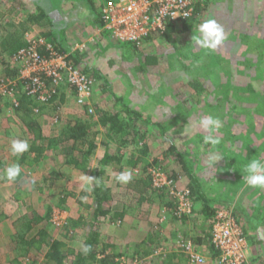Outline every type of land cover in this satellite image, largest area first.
<instances>
[{
	"label": "rangeland",
	"instance_id": "obj_1",
	"mask_svg": "<svg viewBox=\"0 0 264 264\" xmlns=\"http://www.w3.org/2000/svg\"><path fill=\"white\" fill-rule=\"evenodd\" d=\"M38 5L46 4L44 0H0L1 25H9L10 22L17 24L27 17L28 13H38ZM197 9L200 10L199 13ZM194 14L196 18L188 27H182L181 23H177L171 39L160 37L156 42L148 40L139 47L138 52L134 51L128 42H114L110 39L109 32L104 36L102 29L86 28L79 21L69 22L68 41L73 43L75 49L83 50L85 62L98 69L109 81V85L104 79H96V82L93 80L91 98L89 104H86L88 107L79 104L74 89L66 85L48 103L35 99L33 103H29V107L34 110L31 111V117L44 120L49 126H55L58 135L56 137L61 139L70 122L82 119L90 123L89 135L86 138L88 140L84 142L83 149L87 150L88 141L96 143L94 157L92 156L90 162L93 168L95 157L99 158L105 150L107 151L104 145L106 141L109 142L108 149L112 155H124V161L139 153L142 145H147V153L140 152L142 160L138 165L123 163L124 170L130 171L132 176L149 177L153 184L157 176L162 177L163 181L172 180L170 184L156 186L158 189H164L163 199L172 204L161 205L158 195L148 193V196L154 199L149 197L148 200H141L140 192L129 187V182H117L113 176L115 173L112 172L110 183L115 193L119 194L116 202L127 203V215L133 217L135 223L136 220L141 221L140 224L138 222L134 224L135 229L141 231V224L145 225L142 219H151L152 216L160 222L162 218H166L163 222L169 221L171 228L173 227L172 230L170 227L165 228V231L164 228L161 229V232H165L162 236L154 233L153 243L147 242V247L150 246L153 251L150 254L163 246L162 262L159 261V255H154L156 258L151 255L147 260L144 259L146 256L142 254L143 248L134 252L136 254L133 256L132 248L124 242L120 244L122 247L118 249L119 251H116L122 255L116 258L115 264H188V254L179 244L193 241L201 233L198 219H203L200 213L203 206L197 204V212L192 208L191 212L186 213L190 215L185 221L174 219L176 215L174 210L180 205L174 193L186 191L190 178L178 152L171 150L172 144L183 153L187 168L196 175L206 195L218 201L219 209H232L240 220L250 243L248 254L250 264H264L259 258L264 259V189L248 187L243 180L245 165L252 159L264 156V0H197ZM208 18H215L224 27L227 36L226 41L216 51L196 48L192 40L199 23ZM27 25L23 35L25 39L32 41L45 39V33L50 29L45 19L28 22ZM81 30H85L88 36L83 37ZM78 38L80 40H77ZM6 54L1 52L0 47V77L10 79L12 75L16 77L14 71L18 73L19 64L13 61L7 66ZM82 65L83 63L80 67H83ZM194 81L197 86L192 84ZM2 103L1 101L0 116L2 115L4 123L10 117L3 114ZM125 106L143 115V118L138 120L135 115L131 117L129 115L133 120L129 121L134 125L131 126L132 131H135L134 135L123 137L117 135L115 138H109L106 127L99 122L100 112L121 111V115L128 119V113L124 111ZM209 115L223 122L218 133L220 142L216 145L205 143L207 133L203 130H194L191 134L185 132L186 128ZM147 118L152 121L147 122ZM10 119L15 127V135L21 140L28 139L29 143V135L25 132L28 129L23 128L22 118L15 115V118ZM33 132L31 131V134L35 139L36 133ZM120 139L127 141L121 142ZM42 141L44 140H40ZM5 142L6 140L0 147L6 150V153L8 151L10 156L13 155L11 143L7 146ZM58 154L62 153L53 151L54 159H49L48 164L43 159L40 164L25 161L21 165L23 175L20 179L23 181L16 187L13 186L15 193L11 188L7 189V204L11 206H9L11 210H7L9 213L7 215H10L11 219L16 214L15 211L22 209L25 215L30 213V210L36 212L39 210L41 215L50 214L49 220H45L40 226H34L30 231V235L33 236L43 229L46 236L45 242L40 245L42 249L37 242L26 253H22L25 256L24 262L28 264H56L53 259L46 256L54 241L63 243L61 248L64 254L63 264H74L76 251L82 249L88 230L84 224L69 220L70 214L66 213L67 205L60 203L62 199H67L66 189L57 193L56 190H51V186H45L44 189L42 187L45 170L49 171L53 165L61 170L64 166ZM213 154H217L220 159L213 160ZM27 158V161L32 160L29 156ZM114 163L115 167L121 166L120 163ZM113 171L115 172L114 169ZM117 172L120 173L119 170ZM173 176H176V179ZM93 197L92 194L83 201L86 200V203L92 205ZM238 202L244 209L243 212L236 209ZM72 203L79 204L76 200H72ZM194 204L192 201L193 206ZM54 210L61 211V216L66 217V223L62 226L52 223ZM244 211L248 213L249 218L245 217ZM90 212L84 209L86 218L91 221L90 216L93 213ZM182 216L184 214L180 215V218ZM26 220L27 218L23 220L24 223ZM105 220L108 225L105 227L104 240L108 239V235H112L114 239L119 236L118 238L122 240L125 238L124 229L132 223L113 220L111 215H107L101 221ZM23 221H18L19 226L24 227ZM114 222L121 227V234L115 229L117 226ZM13 225L15 223H12ZM157 229L152 226L148 230V236ZM38 234L39 236L35 234L36 239H41V233ZM163 236L165 239H162ZM199 250L210 258L206 264H216L212 259L213 251L208 249V245ZM100 251L98 254L102 257ZM172 251L177 254L172 256ZM10 255L12 258L15 253ZM21 258L23 259L22 256ZM3 261L4 257L1 262Z\"/></svg>",
	"mask_w": 264,
	"mask_h": 264
},
{
	"label": "trees",
	"instance_id": "obj_2",
	"mask_svg": "<svg viewBox=\"0 0 264 264\" xmlns=\"http://www.w3.org/2000/svg\"><path fill=\"white\" fill-rule=\"evenodd\" d=\"M46 5H38V13L32 12L28 13L27 17L22 19V21H19V23L15 24L10 22L9 25H1L0 21V47L2 53H7L6 55L12 57L15 53H17L21 48L25 47L27 45L26 39L24 37V31L27 29V23L31 22H38L43 19H45L46 24L49 25L50 29L45 33V39L48 43H50L54 50L61 54L65 55L67 60L69 62L74 63V65L80 66V64L83 63L82 70L83 72L92 80L95 81L96 79H104L106 81L107 85H109V81L106 79V77L95 67L90 66L85 62V55L83 53V50L81 49H75L73 47V43L68 41L67 37V27L69 22H76L79 21L83 26L86 28L91 27L92 29H103V26L105 24V21L102 17L101 12V5L100 0H44ZM64 4H66L64 6ZM197 4V0L196 3ZM197 7V5H196ZM68 11V12H67ZM197 12L199 13L200 10L197 9ZM195 15V14H194ZM192 16L191 18L185 19L184 21L177 22L182 27H188L193 20L196 18L195 16ZM177 23H171L167 26V28L163 32L156 33L154 35H150L149 37H146V39L141 44H135V43H128L130 44V47L134 51H139V47L144 45L146 41L153 40L154 42L158 41L157 39H160V37H165L166 39H171L173 37V32L176 29ZM83 37L88 36V34L85 32V30H81ZM102 34L106 35L107 31L103 30ZM104 35V36H105ZM82 37V38H83ZM109 37V35H108ZM111 39V38H110ZM77 40H80L79 38ZM82 40V39H81ZM40 50L43 54L49 55L50 51L47 50L45 45H40ZM8 58V61L5 59V63L8 66L9 63H12L13 60ZM14 73L17 75V71L15 70ZM15 75V76H16ZM4 77V76H3ZM14 76L12 75V78ZM96 82V81H95ZM194 86H197L196 81L192 83ZM19 89L16 90L14 93L7 92L0 98L3 102V105L11 106L12 109L16 111V114L22 118V121L27 123V126L30 128V130L35 131L36 138L35 143L33 142L32 145H30L29 150L22 155H20L15 161H13L12 165L15 163H19L20 166L26 161L27 163H41V154L43 151L48 147H51L52 141L50 140L49 145H45L44 143H41L40 140H44L46 137L42 134L41 128L36 123V120L33 119L34 117L31 112V108L29 107V103H32L34 98L30 95H27L22 91L21 83H18ZM18 102V104L16 103ZM28 104V107H27ZM86 106V105H85ZM0 105V110H1ZM88 107V106H86ZM30 108V109H29ZM90 108V107H89ZM124 111L128 113V119L123 117L121 115V111H118L116 113H110L108 111H102L100 112V118L99 122L102 126L106 127V134L109 138H115L117 135H121L122 137L125 135H134L135 131H132L131 126L133 120L129 118L135 115L136 119L140 120L143 118V115L139 114L138 112H135L131 110L128 106L124 107ZM34 112V110H33ZM135 118V117H133ZM131 120V121H129ZM147 122H151L152 120L150 118L146 119ZM90 127V123L87 121H83L82 119H77L75 122H70L65 131L63 132V136L67 138H71L75 141V144L72 147L73 156L71 159V163H74L76 166H87V163L89 161V158L96 149L97 145L94 141H88V148L83 149L85 146L84 142L88 139L87 136L88 128ZM121 137V138H122ZM121 140V139H120ZM126 142V139H122L121 142ZM80 142V144H79ZM106 146V153L101 158V164L102 166H106L112 161L116 163H120L121 166L119 168L120 172H123V169L125 168L124 164H129L131 166L138 165V163L142 160L141 153L146 154L147 153V145H142L140 147L139 153H136L132 155L130 158H126L124 161V155H112L109 148V142L106 141L104 143ZM171 150L178 152L180 157L183 161V167L185 168L186 172L189 173L190 178V184L188 186V196L191 198V200L195 203L193 206V211L197 212V204H201L203 208L201 209V214L203 215V219H198L200 224V234H198L194 239L193 243L196 246L197 249H201L203 246L208 245V249H211L213 251V255L216 256L218 252L214 248L213 244L211 243V230H212V223L214 220V216L216 214V211L219 209V206L217 203V200L210 199L206 193L203 191L201 184L196 177V175L187 168L185 161L183 159L184 155L183 153L179 152L176 148L175 144H172ZM35 156L32 158V160L27 161L29 154L33 153ZM141 152V153H140ZM29 153V154H28ZM16 156V155H14ZM3 168V162H0V170ZM22 169V168H21ZM23 171V170H22ZM21 171V174L18 178H20L23 175V172ZM176 179V176H173ZM105 178V170L104 168H101L96 172V182L93 189L94 194V200H93V219L94 221L89 223V229L87 231L86 239L84 242V246H88L89 251L85 252L84 249L82 251H79L76 253V259L74 261V264H93L94 262H98L99 264H115L116 258L122 254L114 252V254H107L100 251L102 254V257H99V251L98 246L100 244V223L103 217L107 216L111 212V207L113 203V196L111 188L108 187L105 184L104 181ZM128 186L131 188H135L138 192L141 194V200H148L150 195L148 196V193L154 194L155 196L158 195L160 198L158 201H160L161 205L167 204L172 205L170 201L164 200L165 198V191L164 189H158L154 184L152 179L144 178L142 175L132 176L131 181L128 183ZM156 187V188H155ZM147 195V197H146ZM150 198H153L152 196ZM154 199V198H153ZM225 204V203H223ZM222 205V204H221ZM174 206V205H173ZM236 209L241 210L243 212V208L241 207V204L238 202L236 205ZM50 211V210H49ZM234 213V212H233ZM245 217L249 218L248 213H246ZM120 216H123L124 213H119ZM190 215V214H189ZM188 214H184L180 218V216L175 215L174 219L180 220L183 219L185 221L186 217L189 216ZM235 215V213H234ZM38 215L35 213V211H31L28 213L25 217L27 218V222L25 223V229L22 230V233L17 234V255L13 258L11 261V264H28L24 262L25 256L22 255V253H26L30 247L34 246L37 242L40 244H43L45 242L44 233H41L42 237L41 239H26L25 235L26 232L30 231L32 228V225L34 222L40 220ZM236 217V215H235ZM237 221L241 224L240 220L236 217ZM243 226V225H242ZM196 231V230H195ZM158 234V231H153ZM154 233H152L150 236L147 237V240L144 242V245L147 242L154 241ZM198 244V245H197ZM63 243L61 241H54L52 245H50L49 250L47 251L46 256L50 259H53L56 264H63V258L64 254L61 251ZM41 248V246L39 247ZM149 248L146 250V253L149 252ZM215 252V253H214ZM118 254V255H117ZM177 253L174 252L173 255H176ZM23 257V259L21 258ZM187 258V256H186ZM264 261L262 257H259ZM188 260V258H187ZM32 264V263H30Z\"/></svg>",
	"mask_w": 264,
	"mask_h": 264
},
{
	"label": "built area",
	"instance_id": "obj_3",
	"mask_svg": "<svg viewBox=\"0 0 264 264\" xmlns=\"http://www.w3.org/2000/svg\"><path fill=\"white\" fill-rule=\"evenodd\" d=\"M100 5L105 21L102 30L109 32L110 38L116 43L141 44L146 37L161 33L169 24L184 21L195 13V0H100ZM27 40V45L11 57L19 64L16 77H0V98L7 92H16L18 83H21L20 89L24 93L48 103L66 85L74 89L79 104H89L93 83L82 67L57 53L46 39ZM40 45L46 46L49 55L41 52ZM171 182L163 181L159 176L154 180L158 187ZM174 194L180 204L175 208V214L180 216L191 212L193 205L188 190ZM52 218V223L57 226L66 223L61 211L54 210ZM164 220L166 218H162ZM211 243L218 252L212 258L216 264H250V243L232 209L220 208L216 211ZM179 245L188 254V264H206L210 259L192 241ZM162 252L163 246L156 250L158 254Z\"/></svg>",
	"mask_w": 264,
	"mask_h": 264
},
{
	"label": "crops",
	"instance_id": "obj_4",
	"mask_svg": "<svg viewBox=\"0 0 264 264\" xmlns=\"http://www.w3.org/2000/svg\"><path fill=\"white\" fill-rule=\"evenodd\" d=\"M6 57H8V55ZM2 112H3V114H7L10 118H13V117L15 118V115H17L16 111L14 109H12L11 106L4 105V111H3V108H2ZM0 113H1V110H0ZM1 116H0V144H2L6 140L5 143L8 146V144L11 143V141L13 139L21 140L19 138V136L15 135L16 134L15 133V127L12 124V122L9 121V120H12V119L9 118V120L4 121V123H3L2 122L3 120L1 119ZM35 120H36V123L39 126V128H41L42 134L46 137L44 139V141H42L41 143H44L47 146V145H49V142L51 140L52 144L54 145V146L51 145V147L47 146V148L41 154V160L43 159V161H46L45 163L48 164V160L49 159H51V160L54 159L55 155H53V151H56L58 153H62V154H58V155L63 160V165H64L63 168L60 170V169H58L56 167V165H53V167H51V169H49V171L45 170L44 173H43V178L44 177L45 178L43 179V186L42 187L44 189L45 186H51L50 187L51 190L52 191L56 190L57 193L58 192L60 193V192H62L65 189L67 190L68 194H67V196H65V197H67V199H65V200L58 199V200H61L60 201V203L62 202L61 205H63V204L67 205L66 213L70 214L69 215V220L73 221V222L76 221V222H79L81 224H84L85 226H87V229H89V223L93 222L94 219H93V216L91 214L90 217L92 219H91V221L88 220L86 218V214H84V209L86 208L87 211H91L90 213H93V206H94L93 204L94 203L92 205H89L88 202L87 203L85 202L86 200L83 201L82 197H87V196L90 197V196H92V194L94 193L93 189H94V185H95V182H96V172L98 170H100L101 168H104V170H105L104 181H105V184L108 187L111 188L112 196H113V199H114L113 203H112V207H111V212L108 215H111L113 220H116V221L117 220L118 221H123L124 220L125 222L129 221V222H132V223L129 224L126 229H124V231H125L124 232V237L125 238H123L121 240V238H118L119 236H117V238L114 239L112 237V235H108L107 236V238H108L107 240L108 241H107V240L103 239V235H104L105 227L108 225V223L106 222V220L103 221V222L101 221V223H100V233L101 234H100V244L98 246V251L102 250L103 252H105L107 254H114V252L119 251L118 249H120L122 247L120 244L126 242L129 245V248H132L131 251L133 252V256H134V254H136L134 252H136L138 249L143 248L142 249L143 250L142 254L144 256H146V257L143 256L144 259L147 260L148 257H151V255L153 256V258L154 257L156 258L157 256H154V255H159L160 256L159 257V259H160L159 261L162 262L163 261L162 253H164V252L158 254V253H156V250H155L154 251L155 253L150 254V253L153 252L152 248L150 246L147 247L149 242L146 243L145 245H144V242L147 239L148 230L151 229L152 226H154L155 228L157 227L158 228L157 229L158 230V234H161V236H162V234H165V232H164L165 228H169L170 227V230H172L173 227L171 228V226H170L171 222H169V221L160 222L157 218H153V216H152L151 219L150 218H146L145 220L142 219V222H144L145 225L141 224V227H142L141 231L135 229L134 228V224H137V222H138V224H140L141 221L140 220H136V223H135V221H134L135 219L133 217L127 215V213H126L127 203H123V202H119L118 203V202H116L118 200V198H119V194L115 193V191L113 190L112 184L110 183V181L112 179V175H111L112 172H113V174L115 173L116 175L120 174L121 173L120 170H119L120 167L119 168L115 167L116 164L114 163V161H112L111 163H109L108 165H106L104 167L101 164L100 160L104 156V154L106 153V150L104 151V153H103V155L101 157H99V158H98V156L95 157L94 168L92 167V165L90 163L92 158L94 157V151L92 152L91 157L89 158V163H88L87 166H85V167L76 166L74 163L70 162L72 157H73L71 155V153L73 154L72 147L75 144V141L73 139L67 138V137H65L63 135H61V136H63L62 139L60 137H56L58 135L56 134V130H55L56 127L55 126H49L48 123H46L44 120H41V119H40L41 121L39 119L38 120L35 119ZM22 123H23L22 124L23 128L25 129V127H26L28 129L25 132L28 133L29 138H30L29 145L30 144L32 145L33 142L35 143V139L33 138V134H31V131H32V133H34V132H33V130H30V128L27 126L26 122L22 121ZM22 131H24V130H22ZM9 140H11V141L9 142ZM27 141H28V139H27ZM59 146H61V147H59ZM59 148H62V149H59ZM8 149H9V147H8ZM31 154H34V152L31 153ZM31 154H29V157L33 158L35 156V154H34L33 157L31 156ZM16 158H17V156H14V155L10 156L8 151L6 153V150H3V148L0 147V162H3V168L0 170V191H2V192H0V264H11V261L17 255L16 253L18 251L17 250V247H18V245H17V234L18 233L21 234L22 230L25 229L24 228L25 226L24 227L19 226L20 223L18 222V221H23L26 218L25 217L26 215H25V212H24L23 209L19 210V211H15L16 214L14 216H12V219H11L10 215L9 216L7 215L8 211L11 210V208H9L10 205L7 204L8 203L7 202V198H8L7 189L10 190V188H11V190L12 191L14 190L13 192L15 193L16 185H18L20 181H23L20 178L14 180V181H8L5 178V169L7 167L11 166L13 161H15ZM8 162H9V165H8ZM96 166H97V168H96ZM113 169L115 170V172L113 171ZM117 170H119L120 173H118ZM124 171L125 170L123 169V172ZM115 174L113 175L114 177L116 176ZM86 176L93 178V180L91 181V189L92 190L91 191H87V192L84 190L85 187L88 186L86 180L84 179V177H86ZM13 186H15V187H13ZM93 196H94V194H93ZM47 200L49 201V199H47ZM72 200H76V202L79 203V204L72 203ZM44 206H45V203H44ZM31 211L32 210H30V212ZM39 212H40L39 210L37 212L35 211V213L38 215L37 217L40 220H38V221L33 223L31 230L33 229L34 226H40L45 220L46 221L49 220V216L48 215H50V214L47 213L46 215H41V213H39ZM13 213H14V211H13ZM119 213H124V215L120 216ZM106 217L107 216H105L103 218L105 219ZM11 220H12V222H11ZM9 221H10V225L11 226H9ZM27 221L28 220H26L25 222H27ZM12 223H15L16 227H15V225L12 226ZM23 223H24V221H23ZM24 225H25V223H24ZM109 225H111V224H109ZM115 225L117 226L115 229L116 230L118 229L119 232H120L119 234H121V232H122L121 227L118 226L117 223H115ZM163 228H164V231L161 232V229H163ZM30 231L26 232L27 233L25 235L26 239H33V238L35 239V238H37L36 235L39 236L38 232L44 233V237L46 236L45 231H43V229H42V231L36 232L35 233L36 235L34 234L33 236L30 235ZM86 235H87V232L85 234L84 241L82 243L83 247L79 251H82L84 249V242H85V239H86ZM40 236H42V235L40 234ZM164 236L166 237L167 235H164ZM164 236L162 237V239H165ZM123 245H126V244H123ZM141 246H145V247H141ZM144 248H149L151 250H149V252L146 253L147 249H144ZM41 249H42V246H41ZM79 251H76V253L79 252ZM9 253L10 254L11 253H15V255H13L12 258H10L11 255ZM171 253L174 254L173 251ZM173 256H175V255H173ZM3 257H4L5 261L1 262Z\"/></svg>",
	"mask_w": 264,
	"mask_h": 264
},
{
	"label": "clouds",
	"instance_id": "obj_5",
	"mask_svg": "<svg viewBox=\"0 0 264 264\" xmlns=\"http://www.w3.org/2000/svg\"><path fill=\"white\" fill-rule=\"evenodd\" d=\"M227 36L224 27L215 19L208 18L203 20L196 28L195 34L192 36L195 47L205 49L207 51H216L226 41ZM222 121L214 116H206L201 118L195 125L185 129L187 134H191L194 130H203L207 135L205 136V143L216 145L220 142L219 129L222 127ZM29 143L27 140L13 139L11 141V151L13 155L20 156L29 150ZM213 160H219L217 154L212 155ZM21 166L15 163L5 169V178L8 181H14L21 174ZM243 180L246 185L251 188L264 189V156L252 159L244 167ZM88 186L85 191H91L92 177H84ZM117 182L128 183L132 179L130 171L121 172L115 176ZM86 199V197H82ZM84 251H89L88 246H84Z\"/></svg>",
	"mask_w": 264,
	"mask_h": 264
}]
</instances>
